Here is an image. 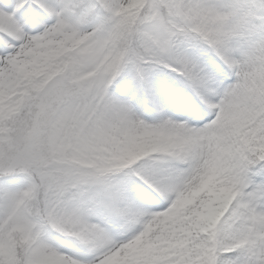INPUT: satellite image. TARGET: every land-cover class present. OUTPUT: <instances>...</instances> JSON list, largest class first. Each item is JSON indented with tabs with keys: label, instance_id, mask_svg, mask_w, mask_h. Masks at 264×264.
I'll return each instance as SVG.
<instances>
[{
	"label": "snow or ice",
	"instance_id": "6c2138e0",
	"mask_svg": "<svg viewBox=\"0 0 264 264\" xmlns=\"http://www.w3.org/2000/svg\"><path fill=\"white\" fill-rule=\"evenodd\" d=\"M0 264H264V0H0Z\"/></svg>",
	"mask_w": 264,
	"mask_h": 264
}]
</instances>
